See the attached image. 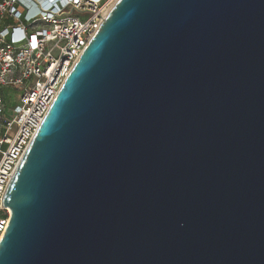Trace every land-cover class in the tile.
<instances>
[{
  "label": "water",
  "instance_id": "water-1",
  "mask_svg": "<svg viewBox=\"0 0 264 264\" xmlns=\"http://www.w3.org/2000/svg\"><path fill=\"white\" fill-rule=\"evenodd\" d=\"M1 205L0 264H264V0H116Z\"/></svg>",
  "mask_w": 264,
  "mask_h": 264
},
{
  "label": "built area",
  "instance_id": "built-area-1",
  "mask_svg": "<svg viewBox=\"0 0 264 264\" xmlns=\"http://www.w3.org/2000/svg\"><path fill=\"white\" fill-rule=\"evenodd\" d=\"M116 0H0V241L5 188L61 85Z\"/></svg>",
  "mask_w": 264,
  "mask_h": 264
},
{
  "label": "clouds",
  "instance_id": "clouds-1",
  "mask_svg": "<svg viewBox=\"0 0 264 264\" xmlns=\"http://www.w3.org/2000/svg\"><path fill=\"white\" fill-rule=\"evenodd\" d=\"M66 0H55V6H62L64 5Z\"/></svg>",
  "mask_w": 264,
  "mask_h": 264
},
{
  "label": "crops",
  "instance_id": "crops-1",
  "mask_svg": "<svg viewBox=\"0 0 264 264\" xmlns=\"http://www.w3.org/2000/svg\"><path fill=\"white\" fill-rule=\"evenodd\" d=\"M2 24H0V28H1Z\"/></svg>",
  "mask_w": 264,
  "mask_h": 264
}]
</instances>
